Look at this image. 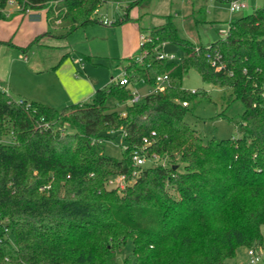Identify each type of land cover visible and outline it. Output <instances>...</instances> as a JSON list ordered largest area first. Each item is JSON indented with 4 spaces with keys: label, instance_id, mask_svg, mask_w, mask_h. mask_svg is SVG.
Listing matches in <instances>:
<instances>
[{
    "label": "trees",
    "instance_id": "16d2710c",
    "mask_svg": "<svg viewBox=\"0 0 264 264\" xmlns=\"http://www.w3.org/2000/svg\"><path fill=\"white\" fill-rule=\"evenodd\" d=\"M10 2L22 15L45 9L66 38L96 22L104 5H119L124 23L149 0H0V21ZM202 9L187 16L194 26L208 22L196 18ZM149 36L123 67L130 86L113 80L89 101L58 110L19 103L0 86V264H119L128 242L132 254L122 264H224L241 247H262L264 2L211 44L226 64L220 72L207 46L183 37L171 17ZM165 44L176 45L183 60L155 59ZM190 70L242 101L240 139L206 141L186 122L193 102L209 97L184 88ZM162 75L169 78L164 91L127 103L132 88H153ZM122 128L127 146L118 160L104 145ZM135 151L167 163L136 168ZM117 176H125L123 189L108 185Z\"/></svg>",
    "mask_w": 264,
    "mask_h": 264
},
{
    "label": "rangeland",
    "instance_id": "374dc122",
    "mask_svg": "<svg viewBox=\"0 0 264 264\" xmlns=\"http://www.w3.org/2000/svg\"><path fill=\"white\" fill-rule=\"evenodd\" d=\"M190 1L149 0L148 3L135 7L130 13L131 20L124 23H122V8L117 4L110 3L102 6L97 14H93L92 18L96 22L85 28L77 29L66 38L62 37L63 28L60 26L53 27L61 34L62 39L59 38V44L38 46L34 50L35 56H32V51L26 55L37 59L44 68H52L49 69L50 71H53L61 63L65 54H68L69 59L77 62L82 60L83 65L79 63L80 65L77 66L78 75L81 78H88L95 91L99 88H107L113 80L117 81L123 75V67L129 64V58L141 53L140 36H149L154 28L167 23L170 17L181 30L183 37L209 47L226 36L228 24L231 21L252 14L264 2V0H244L247 7L240 11H231L229 5L222 0H208V2L206 0H193V8L203 7V14L196 16V18H204L208 21L194 26L193 20L185 18L188 14ZM103 16H107L109 20L115 23L111 26L103 25L100 22ZM134 23H137L138 27ZM57 24L61 25L60 22ZM161 51L165 54H175L174 62L176 63L183 60V52L176 45H164ZM25 61L27 60H18V64L22 65L26 63ZM51 73L49 72V74ZM49 74L47 72L43 77H49ZM144 85L140 83L136 87L142 96L149 91V87ZM183 86L189 91L203 89L209 94L207 98L196 99L192 104V111L185 117L186 122L204 136L206 141L213 138L221 141L242 137L240 125L245 106L240 99L233 95L231 89H220L203 82L195 70L188 72L184 78ZM12 96L14 97V95ZM63 108L58 107L56 109L62 110ZM119 108L124 109V105ZM123 132L124 128L109 134V140L104 145L105 155L118 160L123 158L124 147L127 146ZM156 162L167 163L165 160L160 161L157 158L151 163L147 162L146 166ZM180 171H184V165L180 166ZM262 235V247L251 248L259 252L260 260L257 263L251 262V257L248 254L250 249L241 247L237 250L236 256L227 259L224 264H264V226H262ZM131 254L132 244L128 242L124 253L119 257V264H122L123 259L131 256Z\"/></svg>",
    "mask_w": 264,
    "mask_h": 264
},
{
    "label": "crops",
    "instance_id": "0c3cea01",
    "mask_svg": "<svg viewBox=\"0 0 264 264\" xmlns=\"http://www.w3.org/2000/svg\"><path fill=\"white\" fill-rule=\"evenodd\" d=\"M189 5L187 16L193 11V0ZM5 11L8 19L0 21V86L16 100L40 102L54 108L90 100L96 90L88 78L78 75L77 66L83 63L69 59L65 54L61 63L50 71L52 68H44L37 59L26 55L32 51V56H35L34 50L38 46L56 45L62 39L61 34L49 24L47 11L29 10L22 15L15 2L9 3ZM134 25L138 27L137 23ZM21 53L27 56L26 63L22 65L18 64V60L25 57ZM47 72L52 73L43 77ZM148 90L149 93L150 87Z\"/></svg>",
    "mask_w": 264,
    "mask_h": 264
},
{
    "label": "built area",
    "instance_id": "2783aa9c",
    "mask_svg": "<svg viewBox=\"0 0 264 264\" xmlns=\"http://www.w3.org/2000/svg\"><path fill=\"white\" fill-rule=\"evenodd\" d=\"M222 1L229 5L231 11H240V10L244 9L245 7H247V4L244 2V0H222ZM10 3H12V2H10ZM98 11L99 10H97L95 12V14H97ZM100 22L105 26H111L115 23L114 21L109 20L107 18V16L106 17L103 16L102 19L100 20ZM147 41H150V36H145V35L140 36V42H141L140 44L141 45ZM207 50H208V52L206 53L207 60L216 69V71L220 72V71L225 70L226 64L224 62L223 55L218 50H215V49L212 50L211 46L207 47ZM24 59L27 60V56H25ZM141 59L142 58H140V60ZM155 59L166 60L168 62H171V61H175L176 55L175 54H165L162 51H159L156 54ZM79 62L82 63V60H79ZM168 79L169 78L167 75H162V76L157 77L156 85L153 88H150L149 93H158V92L164 91L168 85ZM116 82H118L120 85L130 86L129 81L124 74L121 77H119ZM3 90H5V89L3 88ZM131 90H132V98L127 102L128 104H134L142 98V95H140V93L136 90V88H132ZM191 92L195 93L196 90H191ZM18 101H19V103L23 102V100H18ZM183 104L187 105V103H183ZM124 115H125V113H123V116ZM123 133H124V137H125V132H123ZM152 135H155V132H153ZM143 143L145 146H147V145L151 144V141L149 138H144ZM124 149H126V147H124ZM156 159L157 158L152 157L150 161L153 162ZM132 161H133L134 167L140 168L146 164L147 159L145 156L139 154L138 151H135L133 158H132ZM108 185L110 187H113V188L123 189L126 185L125 176H117V177L110 178L108 181ZM5 231L7 233H9V230L7 228ZM0 241H1V239H0ZM248 254L251 257L252 263H257L260 260L259 252H257L254 249H250L248 251Z\"/></svg>",
    "mask_w": 264,
    "mask_h": 264
},
{
    "label": "water",
    "instance_id": "95a60500",
    "mask_svg": "<svg viewBox=\"0 0 264 264\" xmlns=\"http://www.w3.org/2000/svg\"><path fill=\"white\" fill-rule=\"evenodd\" d=\"M174 168L176 169V166Z\"/></svg>",
    "mask_w": 264,
    "mask_h": 264
}]
</instances>
